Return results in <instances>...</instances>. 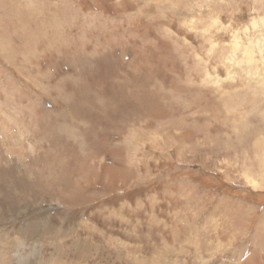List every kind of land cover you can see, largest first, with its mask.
I'll use <instances>...</instances> for the list:
<instances>
[{"label":"rangeland","instance_id":"rangeland-1","mask_svg":"<svg viewBox=\"0 0 264 264\" xmlns=\"http://www.w3.org/2000/svg\"><path fill=\"white\" fill-rule=\"evenodd\" d=\"M0 264H264V0H0Z\"/></svg>","mask_w":264,"mask_h":264}]
</instances>
